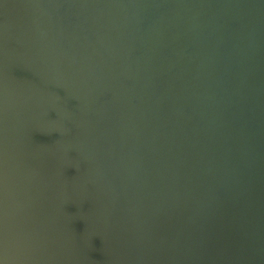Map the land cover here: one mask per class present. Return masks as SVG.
I'll return each instance as SVG.
<instances>
[{
	"label": "bare ground",
	"instance_id": "bare-ground-1",
	"mask_svg": "<svg viewBox=\"0 0 264 264\" xmlns=\"http://www.w3.org/2000/svg\"><path fill=\"white\" fill-rule=\"evenodd\" d=\"M0 264H264V0H0Z\"/></svg>",
	"mask_w": 264,
	"mask_h": 264
}]
</instances>
